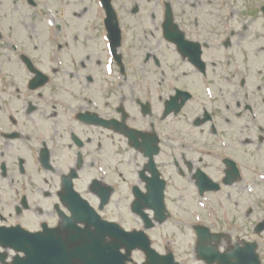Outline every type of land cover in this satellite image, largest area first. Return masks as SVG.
Masks as SVG:
<instances>
[{
    "label": "flooded vegetation",
    "instance_id": "af4514ba",
    "mask_svg": "<svg viewBox=\"0 0 264 264\" xmlns=\"http://www.w3.org/2000/svg\"><path fill=\"white\" fill-rule=\"evenodd\" d=\"M172 189L264 264V0H0V264Z\"/></svg>",
    "mask_w": 264,
    "mask_h": 264
},
{
    "label": "water",
    "instance_id": "95a60500",
    "mask_svg": "<svg viewBox=\"0 0 264 264\" xmlns=\"http://www.w3.org/2000/svg\"><path fill=\"white\" fill-rule=\"evenodd\" d=\"M89 251H93L95 253V258L86 257ZM105 252L104 248H94L89 247L88 245H77L75 247H66V248H51V247H44L41 248H33V250L28 251V258L27 264H72L71 258L79 257L82 260L81 264H110L109 262L105 261L102 262V253ZM87 258V259H86ZM26 262H23L25 264Z\"/></svg>",
    "mask_w": 264,
    "mask_h": 264
},
{
    "label": "rangeland",
    "instance_id": "374dc122",
    "mask_svg": "<svg viewBox=\"0 0 264 264\" xmlns=\"http://www.w3.org/2000/svg\"><path fill=\"white\" fill-rule=\"evenodd\" d=\"M188 195H190V192H188L186 195H184L183 190L176 191L174 189L171 190V197L173 198L172 202H170V206L174 211H178L181 213L182 216L187 217L182 222L188 226L182 224V222L177 221V217L174 219V221L170 222L173 226L170 228L171 232H175L174 240L175 245H179L181 250H183L182 255L185 257L184 251H186L188 254L189 252V246H193L195 243L196 236L192 232L191 229H189V224L198 223L201 222V219L199 217H194L188 214H186L184 211H182V208H196V201L195 199L190 200L188 198ZM191 204V205H190ZM192 250V249H191ZM192 252V251H191ZM193 253V252H192ZM179 256V255H178ZM179 259L180 256H179Z\"/></svg>",
    "mask_w": 264,
    "mask_h": 264
}]
</instances>
